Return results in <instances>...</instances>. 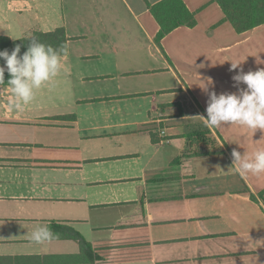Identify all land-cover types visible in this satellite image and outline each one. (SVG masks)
I'll return each mask as SVG.
<instances>
[{"label": "crops", "instance_id": "0c3cea01", "mask_svg": "<svg viewBox=\"0 0 264 264\" xmlns=\"http://www.w3.org/2000/svg\"><path fill=\"white\" fill-rule=\"evenodd\" d=\"M81 1H71L76 33L66 0H0V36L63 28L68 39L61 71L22 110L0 86V264H264V173L241 172L231 156H252L264 137L251 130V142L231 143L189 118L234 84L231 63L261 68L264 24L238 33L213 0H182L196 26L157 44L150 8L163 0H118L122 12ZM133 22L148 57L133 45ZM204 129L222 154L184 158V136ZM44 225L58 239L32 243Z\"/></svg>", "mask_w": 264, "mask_h": 264}, {"label": "clouds", "instance_id": "9594fccd", "mask_svg": "<svg viewBox=\"0 0 264 264\" xmlns=\"http://www.w3.org/2000/svg\"><path fill=\"white\" fill-rule=\"evenodd\" d=\"M27 50L21 55V46L16 45L11 52L0 51V83L4 84L5 72L10 76L7 86L11 88L12 102L10 108L22 110L30 104L36 90L46 85L61 71L62 57L66 56L64 46L54 48L36 40L29 39ZM239 63H231L230 71L240 69L232 77L234 86L245 85L234 93L217 95L208 93L206 116L197 115L189 118L199 119L209 128H220L223 125H239L250 130L264 132V68L245 73ZM209 81H211L209 79ZM211 84V83H210ZM205 91L207 88L205 86ZM258 141L257 143H259ZM233 165L243 173L260 175L264 173V149L255 151L252 156L241 155L233 149ZM30 241L37 245L51 243L58 239L49 226H37L31 232Z\"/></svg>", "mask_w": 264, "mask_h": 264}, {"label": "trees", "instance_id": "16d2710c", "mask_svg": "<svg viewBox=\"0 0 264 264\" xmlns=\"http://www.w3.org/2000/svg\"><path fill=\"white\" fill-rule=\"evenodd\" d=\"M224 13V20L228 21L238 33H245L264 24V0H213ZM150 12L160 30L155 38L157 44L175 29L185 26L193 28L196 26V19L182 0H163L150 8ZM45 45H51L54 48L64 46L67 49L68 39L63 28H59L50 33L35 32L31 36L12 41L10 38L0 36V51L8 50L11 52L16 45L21 46V55L27 50L30 44V38ZM4 64L0 60V66ZM10 76L5 72L4 84L0 86L7 87V81ZM186 140V151L184 158H198L222 154L218 147V139L215 134L209 130L193 131L184 136ZM154 141H157L156 135H153ZM180 159L175 160L174 165H179ZM251 198L254 199L253 195ZM73 239L80 242L83 250L90 248V245L83 242L79 235H74Z\"/></svg>", "mask_w": 264, "mask_h": 264}, {"label": "rangeland", "instance_id": "374dc122", "mask_svg": "<svg viewBox=\"0 0 264 264\" xmlns=\"http://www.w3.org/2000/svg\"><path fill=\"white\" fill-rule=\"evenodd\" d=\"M66 1H67V7H66V10L65 11H66V14H67V17H68V21L72 24V25H70L71 28H73L72 31H74L76 33L82 32V27L77 23V20H76L77 14H76V12H74L76 10H74L72 8L71 1H73V0H66ZM79 1H81V0H79ZM91 1H94V0H91ZM105 1L110 3V6H111L110 8L111 9H108V10H110V11H117V12H120L121 11V8L118 7V3H117L118 0H105ZM81 2L84 3L85 8H87V9L89 8L88 10L93 11L92 8H91V6L88 4V1L87 0H82ZM69 6H70V9H69ZM93 8H95V6ZM95 10H96V8H95ZM79 26H80V28H79ZM132 28H133V33H134V35H133V45L136 48L138 47V54L140 56H142V57H148L151 54H153V51L150 48H148V46L150 45L149 44V41L146 39V37L143 35V33L140 32V30L138 28L134 27V22H133V27ZM135 29L140 32L139 35L138 34L137 35L135 34ZM78 45L79 44L76 43L73 46L77 47ZM244 55H245L244 62H252L253 59L251 58V56L248 57V52L247 51H244ZM261 56H262V58L259 60V62H260L259 63L260 64L259 66L261 68H264V50L263 49H261ZM149 61H151V60H149ZM153 64H157V63L156 62H153ZM158 66H160V64H158ZM135 77H137V78H135V79H137V80H135L136 83H139V84L144 83L143 81H145V80H143L144 78H143L142 75L135 76ZM162 77L167 78L168 76L167 77L166 76H162ZM238 87L239 86H234V84H233L225 92L226 93H234V92H237ZM231 127H232L231 125H229V126L228 125H224V127L223 126L220 127L221 130L224 131L223 134L230 139V142L231 143H235L236 142L235 141L236 140V136H240V135L244 138V140L246 142H249V141L251 142L252 132H251L250 129L241 127L240 133H236L234 131H230L231 130ZM7 130L8 129H6V131ZM8 131H11V130H8ZM25 131L27 133V130L21 129V132L22 133L25 132ZM258 134L260 136L264 137V132H262V131L259 130V133ZM38 135H39V138H44V136L47 135V134H44L43 131L38 130ZM197 173L199 174V169H198ZM196 176H198V175L196 174ZM210 178H213V177H210ZM196 179L199 180V178H196ZM207 180H209V179H207Z\"/></svg>", "mask_w": 264, "mask_h": 264}]
</instances>
